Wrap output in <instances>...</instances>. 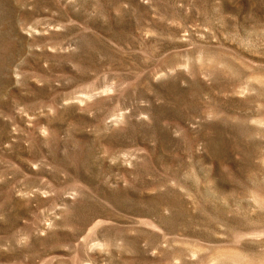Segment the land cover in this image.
I'll use <instances>...</instances> for the list:
<instances>
[{"label":"rangeland","instance_id":"374dc122","mask_svg":"<svg viewBox=\"0 0 264 264\" xmlns=\"http://www.w3.org/2000/svg\"><path fill=\"white\" fill-rule=\"evenodd\" d=\"M0 264H264V0H0Z\"/></svg>","mask_w":264,"mask_h":264}]
</instances>
